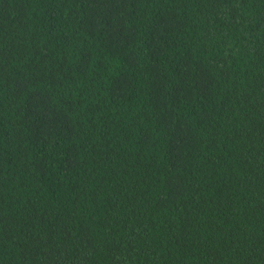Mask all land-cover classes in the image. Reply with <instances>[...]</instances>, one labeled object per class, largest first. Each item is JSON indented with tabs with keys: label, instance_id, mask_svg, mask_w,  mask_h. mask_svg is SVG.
<instances>
[{
	"label": "trees",
	"instance_id": "obj_1",
	"mask_svg": "<svg viewBox=\"0 0 264 264\" xmlns=\"http://www.w3.org/2000/svg\"><path fill=\"white\" fill-rule=\"evenodd\" d=\"M0 264H264V0H0Z\"/></svg>",
	"mask_w": 264,
	"mask_h": 264
}]
</instances>
